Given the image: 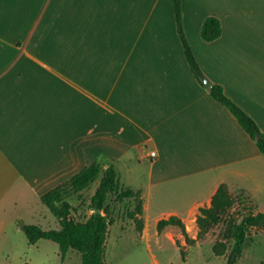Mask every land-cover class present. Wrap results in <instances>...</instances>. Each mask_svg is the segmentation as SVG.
<instances>
[{"label":"crops","instance_id":"0c3cea01","mask_svg":"<svg viewBox=\"0 0 264 264\" xmlns=\"http://www.w3.org/2000/svg\"><path fill=\"white\" fill-rule=\"evenodd\" d=\"M182 10L206 80L264 134V0ZM210 16L222 35L206 42ZM93 163L141 193L142 236L172 216L197 235L223 184L264 212V154L193 74L173 0H0V245L10 223L33 225L22 208H47L43 195Z\"/></svg>","mask_w":264,"mask_h":264},{"label":"trees","instance_id":"16d2710c","mask_svg":"<svg viewBox=\"0 0 264 264\" xmlns=\"http://www.w3.org/2000/svg\"><path fill=\"white\" fill-rule=\"evenodd\" d=\"M173 5L177 31L184 45L188 63L200 84L205 86L204 80L207 78L202 72L186 38L183 25L182 0H173ZM221 35L222 26L220 20L213 16L207 17L201 27L202 39L206 42H212L220 38ZM210 95L230 110L264 154V134L255 120L225 94L222 86L214 85L210 90ZM101 173H103V177L90 203L93 214L83 223L73 222L70 219L72 205L66 199L68 190L74 193L82 192L92 185ZM111 194H116L119 200L134 199L136 201L135 210L131 212L130 217L135 220L140 227V231H142L144 221L142 218H137L143 213L141 193L129 188H122L115 168L109 167L103 171L102 166L98 163L85 167L67 183L59 185L42 196V203L59 220V229L44 230L39 225H27L23 222L19 223V227L25 233L30 245H35L43 239L55 242L59 246L63 261L66 259L67 254L74 250L81 254L82 264H107L106 247L111 222L108 218L110 210L106 206V202ZM241 195L245 194L241 193ZM245 196L250 200L249 196ZM251 203L254 207L252 201ZM236 204V195L230 191L226 184H223L213 196L211 205L200 209L196 220L198 228L196 238L188 236L184 222L176 216L160 220L157 224L158 233L161 234L167 227L173 226L182 231L187 245H195L203 241L210 231L223 224V241H219L214 245V254L216 256H225L228 252V243L232 242V249L226 264H237L247 239L252 235V232L261 231L264 233V212L249 210L248 214L239 220L237 216L230 213ZM182 253L185 255L184 250H182Z\"/></svg>","mask_w":264,"mask_h":264},{"label":"rangeland","instance_id":"374dc122","mask_svg":"<svg viewBox=\"0 0 264 264\" xmlns=\"http://www.w3.org/2000/svg\"><path fill=\"white\" fill-rule=\"evenodd\" d=\"M102 177L103 173L82 192L74 193L67 189L66 199L72 205L70 219L73 222L83 223L93 214L90 203ZM236 197L237 204L230 213L239 220L249 210L255 211L245 195L236 194ZM136 204L134 199L119 200L116 194L108 197L106 206L110 210L108 218L111 226L106 247L107 264H226L233 243H228L225 256H216L213 251L214 245L223 241V224L210 231L203 241L195 245L186 244L179 228L169 229H176L179 238L176 236L171 239L167 232L158 235L157 224L153 219L149 221L147 232L142 236L144 228L140 231L139 225L130 217ZM262 209L264 208H258V211H263ZM18 215L24 217L27 223L40 225L44 230L60 228L59 220L48 208H22ZM137 218L142 217L139 215ZM18 227L12 222L6 229L4 242L0 245V253H4L0 255V264H82L81 254L74 250L63 261L59 246L53 241L41 240L37 245L30 246L25 233ZM237 264H264L263 232H252Z\"/></svg>","mask_w":264,"mask_h":264},{"label":"water","instance_id":"95a60500","mask_svg":"<svg viewBox=\"0 0 264 264\" xmlns=\"http://www.w3.org/2000/svg\"><path fill=\"white\" fill-rule=\"evenodd\" d=\"M204 85L208 90H211L214 87V84L210 82L209 80H204Z\"/></svg>","mask_w":264,"mask_h":264},{"label":"built area","instance_id":"2783aa9c","mask_svg":"<svg viewBox=\"0 0 264 264\" xmlns=\"http://www.w3.org/2000/svg\"><path fill=\"white\" fill-rule=\"evenodd\" d=\"M151 156H152V157H155V156H156V153H155V152H152V153H151Z\"/></svg>","mask_w":264,"mask_h":264}]
</instances>
